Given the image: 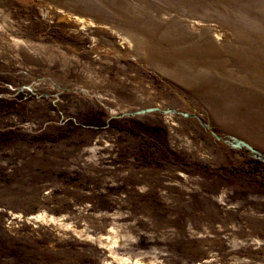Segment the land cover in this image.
<instances>
[{
  "label": "rangeland",
  "instance_id": "rangeland-1",
  "mask_svg": "<svg viewBox=\"0 0 264 264\" xmlns=\"http://www.w3.org/2000/svg\"><path fill=\"white\" fill-rule=\"evenodd\" d=\"M0 264H264V0H0Z\"/></svg>",
  "mask_w": 264,
  "mask_h": 264
},
{
  "label": "water",
  "instance_id": "water-1",
  "mask_svg": "<svg viewBox=\"0 0 264 264\" xmlns=\"http://www.w3.org/2000/svg\"><path fill=\"white\" fill-rule=\"evenodd\" d=\"M233 146L234 147H241V146H244V147H247L248 149H251L246 143L242 142V141H239V140H235V143H233ZM252 150V149H251ZM253 151V150H252ZM255 153V152H253Z\"/></svg>",
  "mask_w": 264,
  "mask_h": 264
}]
</instances>
